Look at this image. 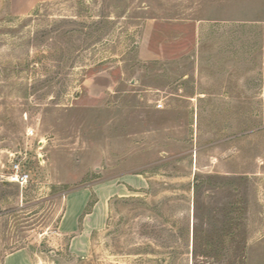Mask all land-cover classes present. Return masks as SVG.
I'll return each mask as SVG.
<instances>
[{"label":"rangeland","instance_id":"1","mask_svg":"<svg viewBox=\"0 0 264 264\" xmlns=\"http://www.w3.org/2000/svg\"><path fill=\"white\" fill-rule=\"evenodd\" d=\"M0 264H264V0H0Z\"/></svg>","mask_w":264,"mask_h":264},{"label":"built area","instance_id":"2","mask_svg":"<svg viewBox=\"0 0 264 264\" xmlns=\"http://www.w3.org/2000/svg\"><path fill=\"white\" fill-rule=\"evenodd\" d=\"M162 104L159 105V107H161ZM29 179V173L22 170V168L20 167V165L17 163L14 165V170L12 172V174L10 175V180L12 182H16V183H24L27 182Z\"/></svg>","mask_w":264,"mask_h":264}]
</instances>
